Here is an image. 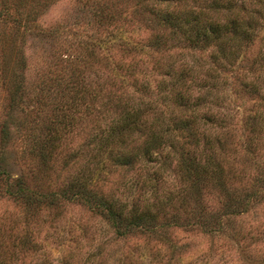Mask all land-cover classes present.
Segmentation results:
<instances>
[{"label":"trees","instance_id":"16d2710c","mask_svg":"<svg viewBox=\"0 0 264 264\" xmlns=\"http://www.w3.org/2000/svg\"><path fill=\"white\" fill-rule=\"evenodd\" d=\"M34 21L28 11L24 22ZM94 28L107 38L94 32L53 97L26 93L21 72L10 79L1 143L16 109L34 100L32 120L16 126L56 180L36 193L0 167L5 192L53 220L76 207L109 228L110 252L87 225L78 235L66 228L60 264H142L144 252L148 264H171L186 247L178 230L238 246L242 263L264 261L237 226L264 211V0H98ZM131 238L144 249H122ZM39 242L35 231L13 248L0 241V264L7 250L9 262L32 257ZM156 244L164 261L154 262Z\"/></svg>","mask_w":264,"mask_h":264},{"label":"rangeland","instance_id":"374dc122","mask_svg":"<svg viewBox=\"0 0 264 264\" xmlns=\"http://www.w3.org/2000/svg\"><path fill=\"white\" fill-rule=\"evenodd\" d=\"M5 2L9 6L8 17L5 21L0 19V167H3L12 183L16 179H21L29 190L44 193L48 186L54 184L56 177L48 169L46 172L45 163L42 164L38 156L30 151L33 135L29 137V132L16 126V123L19 126L20 120L26 122L32 120L35 114V111L31 112L34 100L26 99L24 112L20 108L16 109L9 142L5 146L1 143V126L9 113L10 79L14 73L21 72L26 93L30 96L39 93L47 98L50 92V96L56 95L58 83L64 86V81L69 82L74 67H82V61L86 57L85 48L88 47V42L95 39L94 32L97 29L94 28V7L98 0H89V7L88 0H5ZM28 11L33 12L35 21L26 24L24 18ZM18 14L23 20L19 25L13 22L19 17ZM106 35L105 32L100 34L99 30L95 33V37L107 38ZM48 114L49 111L47 116ZM152 171L150 169L149 173ZM168 171L169 169L166 173ZM142 173L144 178L148 177V170ZM5 187L4 182L0 180V241H5L8 249L13 248L16 238L22 239L35 231L41 243V249L39 247L32 257L26 258V254L21 252L19 258L11 262L7 250L4 254L7 264H60L61 251L70 246L69 236L64 234V230L69 228L72 234L78 235L81 225L89 227L90 236L96 245L103 247L104 251L110 252L115 246L113 243L109 244L111 238L109 228L82 209L69 208L59 218L53 220L48 213H38L39 210L35 212L34 207L11 198L5 192ZM38 214L41 216L38 217ZM237 226H243L246 233H249V240L244 243L255 248L253 253L264 255V241L258 244L260 242L258 240H264V211L242 217ZM173 236L178 246L186 247L183 256L175 257L177 259L181 257L180 260L174 258L171 264L246 263L241 261L238 246L224 239L179 230L175 231ZM118 242L125 250L134 246L144 249L145 243L142 239L135 238ZM155 248L159 251L154 262L164 261L167 255L165 247L156 244ZM147 254L148 252H144V256L138 257L139 263L148 264ZM92 261L93 258L88 263L91 264ZM110 263L111 261H108V264ZM246 264H264V261L250 260Z\"/></svg>","mask_w":264,"mask_h":264}]
</instances>
